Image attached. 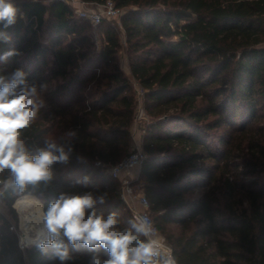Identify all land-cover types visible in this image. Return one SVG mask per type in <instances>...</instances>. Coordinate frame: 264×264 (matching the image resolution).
I'll use <instances>...</instances> for the list:
<instances>
[{"label": "trees", "instance_id": "16d2710c", "mask_svg": "<svg viewBox=\"0 0 264 264\" xmlns=\"http://www.w3.org/2000/svg\"><path fill=\"white\" fill-rule=\"evenodd\" d=\"M80 1H112L123 13L93 26L63 2L13 0L23 18L0 26L10 37L0 39V56L20 53L0 60V74L22 69L45 104L21 130L26 149L36 155L53 139L72 147L49 183L23 192L13 183L0 196V264H61L55 245L40 247L44 239L20 247L13 206L24 196L46 210L61 193H107L98 214L116 212L117 229L131 227L121 181L107 169L134 150L139 93L149 121L133 185L176 264H264V181H249L264 174V0ZM0 181L14 177L5 170ZM68 251L64 264L109 258L103 247Z\"/></svg>", "mask_w": 264, "mask_h": 264}, {"label": "clouds", "instance_id": "9594fccd", "mask_svg": "<svg viewBox=\"0 0 264 264\" xmlns=\"http://www.w3.org/2000/svg\"><path fill=\"white\" fill-rule=\"evenodd\" d=\"M18 15L23 18L13 0H0V26L3 29L15 25ZM0 39L7 42L10 37L0 31ZM16 55L20 53L12 49L0 56V60ZM44 106L38 87L27 80L22 69L17 68L7 76L0 74V173L8 170L14 177L12 182L0 181V196L13 183L15 189L21 192L28 185L35 186L40 182L47 184L53 178V164L69 163L71 146L66 149L53 139L46 141V147L38 150V154L32 155L21 139V130L32 125ZM64 135L71 140L77 136V132L69 130ZM88 180L85 176L75 183L87 184ZM106 197L107 193H61L46 210L42 205L38 206L33 230L42 226V230L37 231V238L45 234L47 236L41 241L40 247L55 245L61 264L71 259L68 244L77 249L83 245L90 249L103 247L107 250V260L102 261L93 256L90 264H176L171 250L165 249L158 239L152 238L154 229L146 218H139L130 222V228L119 230L116 227V212H111L107 217L98 214L95 206L103 204ZM61 237H66L68 244Z\"/></svg>", "mask_w": 264, "mask_h": 264}, {"label": "built area", "instance_id": "2783aa9c", "mask_svg": "<svg viewBox=\"0 0 264 264\" xmlns=\"http://www.w3.org/2000/svg\"><path fill=\"white\" fill-rule=\"evenodd\" d=\"M43 3L47 4L52 1L63 2L72 8H74L76 14L79 18L88 21L93 26L99 25L103 20H116L118 19L123 11L115 7L112 1L107 2L105 5L97 4H87L81 2L80 0H41ZM144 154L140 148H134L133 152L123 159L120 163L115 166L109 167L107 169L108 174L114 178L121 181V195L122 198L132 213L133 218L137 221L139 218H146L151 227L154 229L153 237L158 239L165 249L171 250V255L173 257L172 248L168 245L166 240L160 235L158 227L155 225L153 218L150 215V203L147 197L139 189L133 185V182L127 178L121 179L120 175L122 173H127L131 169L140 167L143 160ZM98 166H102L101 163H97ZM23 249L24 246L20 244ZM163 251V250H162ZM174 258V257H173Z\"/></svg>", "mask_w": 264, "mask_h": 264}, {"label": "bare ground", "instance_id": "6f19581e", "mask_svg": "<svg viewBox=\"0 0 264 264\" xmlns=\"http://www.w3.org/2000/svg\"><path fill=\"white\" fill-rule=\"evenodd\" d=\"M40 205V201L32 196L21 197L15 203V208L20 214V239L21 243L25 246L46 237L45 234L44 236L37 238V231L42 230V226H37L36 230H33V225L36 219V209Z\"/></svg>", "mask_w": 264, "mask_h": 264}, {"label": "rangeland", "instance_id": "374dc122", "mask_svg": "<svg viewBox=\"0 0 264 264\" xmlns=\"http://www.w3.org/2000/svg\"><path fill=\"white\" fill-rule=\"evenodd\" d=\"M119 64L122 67V69L125 71V73L130 75L129 66H128V60H127V57L124 54V52L119 55ZM137 96H138V99H137V104H138L137 116H136L135 122L132 125V136H133V141H134V148H140L141 139H140V141L138 140L137 142L135 141V139L136 138L137 139L142 138V135H143V129L142 128L145 126V123L147 121H149V119L145 116L143 108H142V100L140 98V93ZM253 179H258L259 182H262V181H264V174H259V175H257L254 178H249V181H252ZM136 189H139V187L136 186ZM40 203H41V201H40ZM41 205H42V203H41ZM13 208L15 209V211L17 213V216H18V229H17V231H18L19 240H20V244H21V239H20L21 230H20V216H19L20 214H19L18 210L15 208V205L13 206ZM46 238H47V236L44 237L43 239H46ZM30 245H26V246H24V248L28 247Z\"/></svg>", "mask_w": 264, "mask_h": 264}, {"label": "crops", "instance_id": "0c3cea01", "mask_svg": "<svg viewBox=\"0 0 264 264\" xmlns=\"http://www.w3.org/2000/svg\"><path fill=\"white\" fill-rule=\"evenodd\" d=\"M140 139L141 138H139V139H135V141L137 142L138 140L140 141ZM139 173H140V167H136V168H133V169H131L129 172H127V173H122L121 175H120V178L121 179H124V178H127V179H129L130 181H132V182H134V181H136L137 179H138V177H139Z\"/></svg>", "mask_w": 264, "mask_h": 264}, {"label": "water", "instance_id": "95a60500", "mask_svg": "<svg viewBox=\"0 0 264 264\" xmlns=\"http://www.w3.org/2000/svg\"><path fill=\"white\" fill-rule=\"evenodd\" d=\"M44 238V237H43ZM42 238V239H43ZM42 239H39L38 241H36V242H34V243H32L31 245H34V244H36V243H38V242H40ZM22 244V243H21ZM23 245V244H22ZM23 246H25V245H23Z\"/></svg>", "mask_w": 264, "mask_h": 264}]
</instances>
